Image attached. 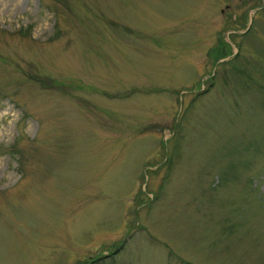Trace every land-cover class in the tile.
Here are the masks:
<instances>
[{
    "label": "rangeland",
    "instance_id": "1",
    "mask_svg": "<svg viewBox=\"0 0 264 264\" xmlns=\"http://www.w3.org/2000/svg\"><path fill=\"white\" fill-rule=\"evenodd\" d=\"M0 264H264V0H0Z\"/></svg>",
    "mask_w": 264,
    "mask_h": 264
},
{
    "label": "trees",
    "instance_id": "2",
    "mask_svg": "<svg viewBox=\"0 0 264 264\" xmlns=\"http://www.w3.org/2000/svg\"><path fill=\"white\" fill-rule=\"evenodd\" d=\"M229 45L227 44L226 49H224L223 45H217L213 47L214 57L216 59L224 57L228 53Z\"/></svg>",
    "mask_w": 264,
    "mask_h": 264
}]
</instances>
